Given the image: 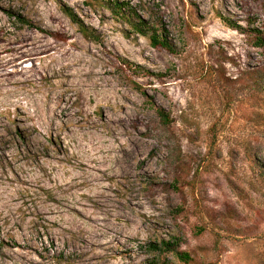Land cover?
Masks as SVG:
<instances>
[{
  "label": "rangeland",
  "instance_id": "obj_1",
  "mask_svg": "<svg viewBox=\"0 0 264 264\" xmlns=\"http://www.w3.org/2000/svg\"><path fill=\"white\" fill-rule=\"evenodd\" d=\"M130 3L0 0V264H264V0Z\"/></svg>",
  "mask_w": 264,
  "mask_h": 264
},
{
  "label": "trees",
  "instance_id": "obj_2",
  "mask_svg": "<svg viewBox=\"0 0 264 264\" xmlns=\"http://www.w3.org/2000/svg\"><path fill=\"white\" fill-rule=\"evenodd\" d=\"M87 3L100 2L103 3L104 6L109 8L110 12L114 15L120 16L125 21L129 22L131 27L138 33L143 36L148 35L150 39V43L153 46H161L168 51H174L172 44L167 40L166 37V29L165 26L162 25V22L151 21L144 19L140 16L133 4L130 3V0H84ZM63 12L70 18V20L75 23L85 37H94L93 33L88 29V27L82 22L78 16L72 11L69 7H64ZM20 17V16H19ZM21 23L30 25V22L25 19L19 18ZM236 27V26H235ZM259 30H255V37L258 42V45H263L262 39L259 36ZM149 33V34H148ZM158 114L162 119L167 121V116L164 115L161 109L157 110ZM177 243L169 240H161L159 242H149L146 247L148 251L152 253H164L168 251H173L181 260L187 261L189 260V255L187 252H178L176 250ZM152 264H157L154 259H152Z\"/></svg>",
  "mask_w": 264,
  "mask_h": 264
}]
</instances>
